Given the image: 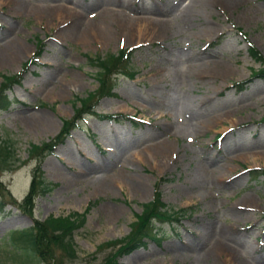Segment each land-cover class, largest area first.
Here are the masks:
<instances>
[{"label":"rangeland","instance_id":"obj_1","mask_svg":"<svg viewBox=\"0 0 264 264\" xmlns=\"http://www.w3.org/2000/svg\"><path fill=\"white\" fill-rule=\"evenodd\" d=\"M8 41L22 52L0 62V264L108 263L159 180L180 223L152 221L159 242L118 264H264V180L248 172L264 169V79L247 52L264 56V0H0V50ZM121 49L136 75L57 145L98 87L86 56ZM37 112L54 127L33 129ZM31 226L43 262L15 239Z\"/></svg>","mask_w":264,"mask_h":264},{"label":"trees","instance_id":"obj_2","mask_svg":"<svg viewBox=\"0 0 264 264\" xmlns=\"http://www.w3.org/2000/svg\"><path fill=\"white\" fill-rule=\"evenodd\" d=\"M43 42H39L35 56L38 57L42 54V47ZM134 50H125L121 49L117 54H108L106 56H96L90 57L89 55L86 58L89 60V64L97 70L96 74L94 75V79L98 82V87L94 92H90L86 97L84 103L82 104L81 108L78 111V115L72 120V122L68 125L66 129H64L60 137L56 139L57 145L64 140V138L69 136V132L76 127H78L77 122L80 121L83 114H93L95 105L92 104V100L96 99V101H100V99L104 97L111 98L115 96L113 89L116 86L117 78L121 75L127 79H132L136 73L134 70L129 68V63L131 59L132 52ZM247 52L253 59V61L261 64V68L258 71L252 73V78H262L264 79V56L261 52L257 51V49L253 46V44H249ZM250 78L248 81L240 82L236 84L238 90H242L245 86L252 80ZM100 119H112L114 116L109 115H101L98 116ZM264 121V118H263ZM43 157H46L44 155ZM43 159V158H42ZM251 179H257L258 177H262L264 180V169H253L250 171ZM157 181L155 184V190L153 193L152 200L148 201L141 205L142 211L138 215H135L136 221L132 224V232H133V240H131L128 245H125L121 248H118V252L114 253L110 259H108V263L106 264H118L116 262L118 256L122 253H129V251L133 248H137L139 246H144L145 239H151L156 242L159 240L153 237L152 228L150 224L152 221H160L166 222L168 224H179L181 215L185 212L184 209H180L179 211L174 210H167V206L162 202V195L159 191V182ZM264 183V182H263ZM51 188H43V194H46L50 191ZM35 226H31L29 229L20 230L16 232L18 236L15 237L17 242H22L25 245V250L29 251L31 255H34L38 261L43 262L44 260V253L48 250V245L45 243L46 237L41 235L40 232L36 231Z\"/></svg>","mask_w":264,"mask_h":264},{"label":"bare ground","instance_id":"obj_3","mask_svg":"<svg viewBox=\"0 0 264 264\" xmlns=\"http://www.w3.org/2000/svg\"><path fill=\"white\" fill-rule=\"evenodd\" d=\"M167 2H168V0H167ZM65 10V9H64ZM63 10V11H64ZM61 11V10H60ZM66 12H67V10H66ZM70 12H72V11H70ZM189 12V11H188ZM61 13V12H60ZM64 17V16H63ZM74 17H75V15H74ZM125 17V16H124ZM71 18V17H70ZM129 18V17H128ZM125 19V18H124ZM131 19V18H130ZM65 20V19H64ZM73 20V19H72ZM126 23V22H125ZM125 28V27H124ZM142 30V29H141ZM206 35V34H205ZM17 44V43H16ZM16 44H14V41L11 43V42H9L8 41V43L5 45V47H3V48H1V50H0V62L1 63H4V64H6V63H11V62H13V60H15V59H17L19 56H20V54H21V52H22V50H21V48H20V46H18V45H16ZM20 59V58H19ZM207 64V63H206ZM206 67V66H205ZM198 69V68H197ZM202 70V69H201ZM195 71V70H194ZM199 72V71H198ZM201 72V71H200ZM210 72V71H209ZM231 72V71H230ZM225 73V72H224ZM199 74V73H198ZM162 78V77H161ZM29 119H27V120H29L28 121V124H30V126L31 127H33V129H39V128H42V130L43 129H48V128H53L54 126H53V120H52V118L47 114V115H45L44 113H39V112H37V113H33V114H31L29 117H28ZM196 130V129H195ZM160 143H162V142H160ZM165 144V143H164ZM167 144V143H166ZM167 147H156V151H155V155L156 156H158L159 155V157L162 155V154H164V153H166V149ZM157 162H159V161H157ZM55 170H56V173H57V175L59 176V175H61L62 173H60L59 172V170H57L56 168H55ZM208 170V169H207ZM211 170V169H210ZM216 171V170H215ZM218 171V170H217ZM86 172V171H85ZM85 172H83L82 171V173H80V174H78L79 175V178H81L82 179V177H84L86 180L88 179V178H90V176L88 177L87 176V174H85L84 175V173ZM77 173V172H76ZM84 175V176H83ZM62 176H63V174H62ZM106 176V175H105ZM126 177H127V175H126ZM132 177V176H131ZM90 180V179H89ZM101 180V179H100ZM127 180H128V178H127ZM129 180H131L130 178H129ZM141 181V180H140ZM82 182V181H81ZM87 183V182H86ZM91 183V182H90ZM99 183V182H98ZM102 184H104V183H101V184H98L100 187L102 186ZM139 182H137V186H139ZM96 185V183H94V186ZM142 185V184H141ZM104 187V186H103ZM134 188V187H133ZM139 188V190H141L140 192L143 194V191H144V189H143V187L142 186H140V187H138ZM134 190V189H133ZM138 191V190H137ZM139 192V193H140ZM120 211H122V209L121 208H119V207H112L111 208V213H112V215L113 216H116V214H118ZM219 240V239H218ZM213 246H215L219 251H221L223 254H225V257H230L229 256V254H231V251L227 248V246H224V245H222L219 241H217L216 243H214V245ZM235 256V255H234ZM238 258V257H237ZM231 260H233V259H231ZM232 264H235L234 263V261H233V263ZM237 264V263H236Z\"/></svg>","mask_w":264,"mask_h":264}]
</instances>
